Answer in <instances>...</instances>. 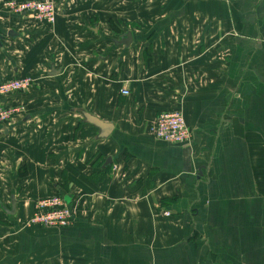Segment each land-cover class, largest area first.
Wrapping results in <instances>:
<instances>
[{
    "label": "crops",
    "instance_id": "0c3cea01",
    "mask_svg": "<svg viewBox=\"0 0 264 264\" xmlns=\"http://www.w3.org/2000/svg\"><path fill=\"white\" fill-rule=\"evenodd\" d=\"M50 1L0 9V83L33 80L0 126V264H264V0ZM171 110L187 144L149 132ZM53 193L71 225L25 227Z\"/></svg>",
    "mask_w": 264,
    "mask_h": 264
},
{
    "label": "built area",
    "instance_id": "2783aa9c",
    "mask_svg": "<svg viewBox=\"0 0 264 264\" xmlns=\"http://www.w3.org/2000/svg\"><path fill=\"white\" fill-rule=\"evenodd\" d=\"M13 1V2H12ZM3 2V1H2ZM5 8L18 17H32L35 21L52 25L57 16L55 2L50 0H11L5 1ZM33 85L30 77L16 78L0 83V126H8L25 111L23 103L9 104L10 96L28 91ZM122 95L128 90L123 89ZM156 139L171 145H183L189 142L190 134L180 110L158 113L149 127ZM164 215H169L164 212ZM72 211L66 205L64 196L54 195L36 201L30 223L43 228L60 229L72 222Z\"/></svg>",
    "mask_w": 264,
    "mask_h": 264
},
{
    "label": "water",
    "instance_id": "95a60500",
    "mask_svg": "<svg viewBox=\"0 0 264 264\" xmlns=\"http://www.w3.org/2000/svg\"><path fill=\"white\" fill-rule=\"evenodd\" d=\"M113 42L117 46L123 45L125 48H127V47H129V45L132 42V34L130 31H126L118 39H113ZM57 73H58V71L51 70L49 74L50 75H56ZM84 118L88 123L96 126L98 129H100V132H101L100 137H102V138L107 137L113 128V126L111 124L105 123V122H103V121L97 119L96 117L89 115L87 113L84 114ZM110 162H111V160L108 158L104 164V167H107L110 164ZM3 211L6 214L13 215L15 213V202H14V200L11 201L10 207L9 208H3Z\"/></svg>",
    "mask_w": 264,
    "mask_h": 264
},
{
    "label": "rangeland",
    "instance_id": "374dc122",
    "mask_svg": "<svg viewBox=\"0 0 264 264\" xmlns=\"http://www.w3.org/2000/svg\"><path fill=\"white\" fill-rule=\"evenodd\" d=\"M5 1H11V0H4L3 2H1V7H0V9H1V11H3V12H6V13H8V14H12V15H15V14H13V13H11L8 9H6L5 8V3H9V2H5ZM112 1H115V2H117V0H112ZM134 1H137V0H131L130 1V3H131V5H132V7H133V4H135V2ZM13 2V1H12ZM54 2V1H53ZM122 6V4H121V2L119 1L118 3H117V5H116V7L117 8H119V7H121ZM55 23V22H54ZM33 86V85H32ZM182 112V111H181ZM151 134V133H150ZM153 137V136H152ZM154 138V137H153ZM155 139V138H154ZM156 140V139H155ZM156 141H159V142H163V141H160V140H156ZM163 143H165V142H163ZM185 144H187V143H185ZM5 170H6V168H5V164H4V162H1V164H0V172H1V174L3 175V172H5ZM54 195H60L59 193H53V194H50V195H48V196H45V197H50V196H54ZM61 196H64V195H61ZM45 197H42V198H45ZM41 198V199H42ZM39 200V199H38ZM37 200V201H38ZM35 204H36V201H35V203H34V205H33V208H32V212H31V214H30V216L28 217V219H26V221H24V223H23V225L25 226V227H32V226H35V225H32L31 223H30V219H31V217H32V213H33V209H34V206H35ZM66 205L71 209V206H70V204L68 203V202H66ZM71 211H72V209H71ZM164 214V213H163ZM72 218H73V212H72ZM72 223V222H71ZM71 225V224H70ZM69 225V226H70ZM68 226V227H69ZM35 227H39V228H42V229H50V228H43V227H41V226H35ZM65 228H67V227H65ZM60 229H63V228H60Z\"/></svg>",
    "mask_w": 264,
    "mask_h": 264
}]
</instances>
